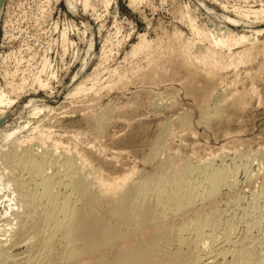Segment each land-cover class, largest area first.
I'll return each instance as SVG.
<instances>
[{
    "label": "rangeland",
    "instance_id": "obj_1",
    "mask_svg": "<svg viewBox=\"0 0 264 264\" xmlns=\"http://www.w3.org/2000/svg\"><path fill=\"white\" fill-rule=\"evenodd\" d=\"M140 40L150 44L149 54L133 51ZM178 42L194 51L214 50L225 60L243 46L251 47L252 55L236 66L225 64L210 81L197 76L192 93L185 87L190 82L185 65L168 49ZM263 48L264 0H0V93L12 101L0 105V131H14L0 134L1 224L16 209L6 198L4 151L45 148L58 162L66 147L74 146L108 178L130 167L151 173L154 165L141 158L164 122L171 126L166 150L180 159L193 156L198 162L223 146L227 154L238 148L242 159H253L251 178L241 175L219 194L230 201L224 219L238 214L232 208L237 199L239 208L247 209L250 192L264 187V170H258L264 156ZM249 86L259 97L252 95L241 108L219 100L231 87ZM199 98L209 108L224 105L220 121L210 120L206 127L199 122L204 103ZM98 110L109 113L100 135L93 123ZM182 115L191 122L187 130ZM239 224L232 223V236L240 232ZM222 243L215 240L210 249Z\"/></svg>",
    "mask_w": 264,
    "mask_h": 264
},
{
    "label": "bare ground",
    "instance_id": "obj_2",
    "mask_svg": "<svg viewBox=\"0 0 264 264\" xmlns=\"http://www.w3.org/2000/svg\"><path fill=\"white\" fill-rule=\"evenodd\" d=\"M243 47L230 51L226 60L214 50L201 47L194 51L179 42L168 49L176 50L185 65L190 79L185 87L193 93L190 83L197 76L210 81L225 64L249 61L251 47ZM133 51L149 54L150 44L140 40ZM256 91L252 86L231 87L229 95L219 100L225 107L241 108ZM10 102L0 93V105ZM202 102L199 122L206 127L210 120L221 117L225 107L213 103L209 108ZM107 112L99 111L93 117L95 134H103ZM179 121L183 130L189 128L188 116H180ZM160 128V135L141 158L144 164L154 165L151 173L130 167L126 173L108 178L88 154L74 151L73 145L64 147L58 162L45 148L39 153L31 146L4 151L1 159L9 172L4 177L9 188L6 198L16 209L9 212L11 218L0 222V264H264V187L250 192L247 209L241 210L234 199L232 208L239 216L233 217V212L231 222L224 219L230 201L223 202L219 196L222 188L234 187L239 176L251 178L253 159H242L238 148L233 154H229L233 149L227 150L228 156L224 146L217 153L207 152L198 162L193 156L180 159L173 149L166 150L169 122ZM12 130L0 134L10 136ZM257 150L255 154H260ZM45 153L52 161L48 162ZM259 158L258 170L262 171L264 156ZM233 222L242 225L234 236ZM215 240L223 243L210 249Z\"/></svg>",
    "mask_w": 264,
    "mask_h": 264
}]
</instances>
